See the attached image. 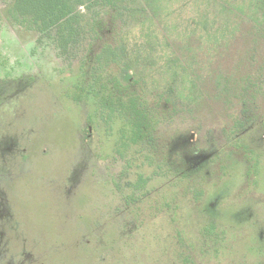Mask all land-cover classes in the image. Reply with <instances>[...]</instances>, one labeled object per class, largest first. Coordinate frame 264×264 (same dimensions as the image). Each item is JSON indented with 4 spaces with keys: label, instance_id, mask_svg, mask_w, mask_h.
Here are the masks:
<instances>
[{
    "label": "rangeland",
    "instance_id": "1",
    "mask_svg": "<svg viewBox=\"0 0 264 264\" xmlns=\"http://www.w3.org/2000/svg\"><path fill=\"white\" fill-rule=\"evenodd\" d=\"M9 1L0 0V264H264V82L244 108L205 100L156 130L151 148L173 172L155 185L178 193L170 207L160 206L158 189L138 206L118 195L96 201L82 194L83 185L120 172L116 150L125 123L117 119L107 129L87 91L92 65L84 74L51 35L10 25L2 14ZM109 24L101 42L115 41ZM138 46L135 40L131 51ZM148 48L159 53L162 46L153 41ZM96 50L84 52L88 61ZM236 114L245 126L234 133L225 125ZM191 119L200 129L188 128ZM33 156L54 159L51 174ZM17 182L51 204L54 237L29 231L12 207Z\"/></svg>",
    "mask_w": 264,
    "mask_h": 264
},
{
    "label": "trees",
    "instance_id": "2",
    "mask_svg": "<svg viewBox=\"0 0 264 264\" xmlns=\"http://www.w3.org/2000/svg\"><path fill=\"white\" fill-rule=\"evenodd\" d=\"M2 14L10 25L33 36L51 35L70 63L78 60L82 73L92 65L87 91L96 114L109 131L115 120L124 121L116 150L123 161L121 171L92 187L83 185L82 194H93L96 201L118 195L127 206H138L158 189L164 194L160 206H171L178 193L155 185L173 172L151 148L156 130L194 113L205 100L244 108L263 89L264 0H10ZM109 23L112 32L116 28L115 41L101 42ZM135 40L139 46L133 52ZM153 41L162 46L159 53L148 48ZM95 47L89 62L84 52ZM61 121L73 130L67 116ZM232 122L225 125L230 132L245 126L237 114ZM57 124L49 129L51 139ZM187 126L200 129L201 124L191 119ZM33 157L40 170L51 174L54 159ZM174 172L182 178L189 175ZM15 185L9 201L28 230L39 228L44 236L54 237L51 204L40 199L35 188L27 193L29 186ZM193 190L187 188L185 194ZM85 204L80 199L82 213L88 215ZM60 261L52 264H66Z\"/></svg>",
    "mask_w": 264,
    "mask_h": 264
},
{
    "label": "flooded vegetation",
    "instance_id": "3",
    "mask_svg": "<svg viewBox=\"0 0 264 264\" xmlns=\"http://www.w3.org/2000/svg\"><path fill=\"white\" fill-rule=\"evenodd\" d=\"M118 159H120L121 160V158H118ZM122 161V160H121ZM123 162V161H122ZM121 171V170H120ZM180 172V171H179ZM182 172H184V171H182ZM182 172L180 173V174H182ZM167 207H170V206H167Z\"/></svg>",
    "mask_w": 264,
    "mask_h": 264
}]
</instances>
